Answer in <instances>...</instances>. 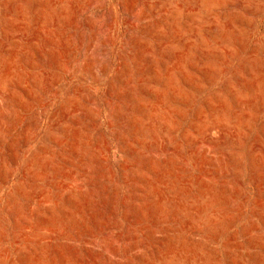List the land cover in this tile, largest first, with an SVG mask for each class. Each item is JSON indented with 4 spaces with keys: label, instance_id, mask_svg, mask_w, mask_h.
I'll return each mask as SVG.
<instances>
[{
    "label": "rangeland",
    "instance_id": "1",
    "mask_svg": "<svg viewBox=\"0 0 264 264\" xmlns=\"http://www.w3.org/2000/svg\"><path fill=\"white\" fill-rule=\"evenodd\" d=\"M0 264H264V0H0Z\"/></svg>",
    "mask_w": 264,
    "mask_h": 264
}]
</instances>
